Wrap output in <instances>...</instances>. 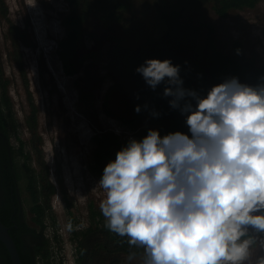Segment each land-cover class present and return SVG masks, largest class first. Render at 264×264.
<instances>
[{
	"label": "rangeland",
	"instance_id": "rangeland-1",
	"mask_svg": "<svg viewBox=\"0 0 264 264\" xmlns=\"http://www.w3.org/2000/svg\"><path fill=\"white\" fill-rule=\"evenodd\" d=\"M121 1L123 6L113 14L88 13L73 55L78 71L68 74L58 42L65 34L62 19L69 1L0 0V69L16 121L10 141L16 148L18 138L23 140L28 162L38 173L46 168V180L55 188L49 197L55 220L48 217L44 230L51 250L47 264H75L76 241L65 226L71 220L74 230L86 227L92 220L90 205L100 211L105 197L100 178L90 169L92 137L114 131L122 140H139L145 127L160 124L150 114L135 115V76L120 54L146 48L160 36L165 29L160 9L169 8L174 0ZM190 12L213 28L210 32L203 26L196 36L201 53L216 48L235 55L237 40L245 56L254 57L259 65L263 62L264 0L253 8L231 9L226 16L216 13L212 0ZM82 90L92 95L88 112L77 107ZM24 160L16 157L21 170ZM19 185L28 218L25 180ZM137 260L140 264V257Z\"/></svg>",
	"mask_w": 264,
	"mask_h": 264
},
{
	"label": "clouds",
	"instance_id": "clouds-1",
	"mask_svg": "<svg viewBox=\"0 0 264 264\" xmlns=\"http://www.w3.org/2000/svg\"><path fill=\"white\" fill-rule=\"evenodd\" d=\"M135 71L152 90L164 85L190 135L149 129L103 169L99 209L126 238L127 264H264V75L255 85L228 77L201 95L169 59Z\"/></svg>",
	"mask_w": 264,
	"mask_h": 264
},
{
	"label": "trees",
	"instance_id": "trees-1",
	"mask_svg": "<svg viewBox=\"0 0 264 264\" xmlns=\"http://www.w3.org/2000/svg\"><path fill=\"white\" fill-rule=\"evenodd\" d=\"M70 10L62 19L65 34L59 40V56L63 61V69L68 74L78 71L76 61L73 58L77 46L81 43L82 22L88 13L97 10L113 14L123 6V1L117 0H68ZM208 0H174L169 8L160 9V18L165 24V29L151 45L138 49L132 54L122 50L120 56L128 59L129 69L134 74L136 86V99L132 109L136 116L150 114L149 110L155 109L160 113L155 117L160 124L147 126L142 130V136H146L149 129L159 130L164 136L170 132L181 131L188 133L185 117L178 110L170 108V97L163 96L164 85H159L152 90L135 69L148 59H169L173 65H180V76L184 81V87L196 90L201 95L214 85L223 82L228 77H238L241 83L255 85L258 78L264 75V60L259 65L254 57H247L240 49V43L235 42L236 48L241 54L234 56L213 49L211 52L197 48L196 36L200 28L205 26L211 31V25L200 21L190 11L200 7ZM213 8L220 16H226L231 9L253 8L258 0H212ZM264 36V27H263ZM211 38V36H209ZM133 67V68H132ZM127 69L128 71H130ZM0 219L8 227L9 234L13 237L23 264H47L50 261L51 250L49 240L44 236L46 219L53 216L50 213L49 197L54 192V185L46 180L45 172H36L28 162L29 154L24 153V142L18 138V146H12L10 138L15 130L16 121L13 116L10 98L7 95V79H4L0 69ZM139 97V98H137ZM92 95L82 90L79 94L77 107L88 112V101ZM147 104L149 110L143 106ZM141 106V112L135 108ZM34 112L30 116L29 124L34 125ZM130 123V121H126ZM131 124V123H130ZM190 135V133H188ZM127 143L114 131L98 133L92 137V150L90 169L101 178L103 169L109 161L116 157V153ZM23 156V169L18 168L16 157ZM25 180V189L28 192L30 221L27 218L21 188L19 182ZM90 217L94 221L102 219L105 228V218L102 213L90 205ZM98 221H95L98 224ZM106 229V228H105ZM111 233L108 229H106ZM86 232H74L73 240L84 236ZM57 233L54 235L57 238ZM111 237L124 241V238L111 233ZM140 252V250H138ZM0 264H12L9 252L0 240Z\"/></svg>",
	"mask_w": 264,
	"mask_h": 264
},
{
	"label": "flooded vegetation",
	"instance_id": "flooded-vegetation-1",
	"mask_svg": "<svg viewBox=\"0 0 264 264\" xmlns=\"http://www.w3.org/2000/svg\"><path fill=\"white\" fill-rule=\"evenodd\" d=\"M235 42H237V40L234 41V43ZM234 45L236 48V44ZM0 140H2L1 135ZM98 220L99 222L96 224L95 221ZM102 225V219L97 218L94 221L91 220L83 229L79 228V230H73L72 234L78 231L86 232L84 236H81L75 240V264H127L126 256L128 255L130 248L126 242V238H124V241H120V239L116 240L115 238L111 237V233L103 228ZM131 250L138 252V249ZM138 253H142V250H140ZM132 264H138V260L133 261Z\"/></svg>",
	"mask_w": 264,
	"mask_h": 264
},
{
	"label": "water",
	"instance_id": "water-1",
	"mask_svg": "<svg viewBox=\"0 0 264 264\" xmlns=\"http://www.w3.org/2000/svg\"><path fill=\"white\" fill-rule=\"evenodd\" d=\"M0 240L6 246L12 264H23L13 237L8 232V227L0 219Z\"/></svg>",
	"mask_w": 264,
	"mask_h": 264
}]
</instances>
